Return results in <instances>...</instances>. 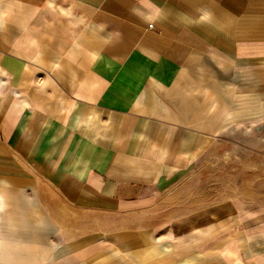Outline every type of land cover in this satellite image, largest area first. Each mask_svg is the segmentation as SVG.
Segmentation results:
<instances>
[{
    "label": "crops",
    "instance_id": "crops-1",
    "mask_svg": "<svg viewBox=\"0 0 264 264\" xmlns=\"http://www.w3.org/2000/svg\"><path fill=\"white\" fill-rule=\"evenodd\" d=\"M0 264H264V0H0Z\"/></svg>",
    "mask_w": 264,
    "mask_h": 264
},
{
    "label": "rangeland",
    "instance_id": "rangeland-1",
    "mask_svg": "<svg viewBox=\"0 0 264 264\" xmlns=\"http://www.w3.org/2000/svg\"><path fill=\"white\" fill-rule=\"evenodd\" d=\"M225 148H229V146L218 148L217 153L209 160L215 163L214 166L208 168V165H206V168H203L200 172L201 193L204 194L205 200L209 201V197L213 195L216 196L217 200L222 199L224 193H230L233 189L235 190L234 193L241 192V163L251 159L248 155L241 154L240 151L233 152L232 156L227 157L225 153H220ZM246 171L245 169V178L249 179ZM174 221L171 225L176 224V220Z\"/></svg>",
    "mask_w": 264,
    "mask_h": 264
},
{
    "label": "built area",
    "instance_id": "built-area-1",
    "mask_svg": "<svg viewBox=\"0 0 264 264\" xmlns=\"http://www.w3.org/2000/svg\"><path fill=\"white\" fill-rule=\"evenodd\" d=\"M150 28H153V25H151Z\"/></svg>",
    "mask_w": 264,
    "mask_h": 264
},
{
    "label": "bare ground",
    "instance_id": "bare-ground-1",
    "mask_svg": "<svg viewBox=\"0 0 264 264\" xmlns=\"http://www.w3.org/2000/svg\"><path fill=\"white\" fill-rule=\"evenodd\" d=\"M42 252V251H41ZM29 254V253H28Z\"/></svg>",
    "mask_w": 264,
    "mask_h": 264
}]
</instances>
